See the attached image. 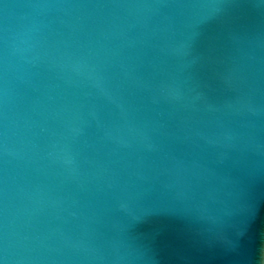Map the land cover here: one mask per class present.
<instances>
[{"label":"water","instance_id":"water-1","mask_svg":"<svg viewBox=\"0 0 264 264\" xmlns=\"http://www.w3.org/2000/svg\"><path fill=\"white\" fill-rule=\"evenodd\" d=\"M0 264H264V0H0Z\"/></svg>","mask_w":264,"mask_h":264}]
</instances>
